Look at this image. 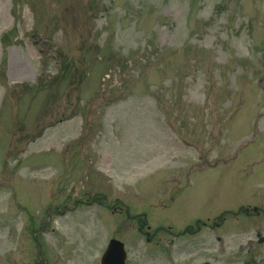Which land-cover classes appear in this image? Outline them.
I'll list each match as a JSON object with an SVG mask.
<instances>
[{
	"label": "rangeland",
	"instance_id": "374dc122",
	"mask_svg": "<svg viewBox=\"0 0 264 264\" xmlns=\"http://www.w3.org/2000/svg\"><path fill=\"white\" fill-rule=\"evenodd\" d=\"M262 238L264 0H0V264H264Z\"/></svg>",
	"mask_w": 264,
	"mask_h": 264
},
{
	"label": "water",
	"instance_id": "95a60500",
	"mask_svg": "<svg viewBox=\"0 0 264 264\" xmlns=\"http://www.w3.org/2000/svg\"><path fill=\"white\" fill-rule=\"evenodd\" d=\"M102 264H126L124 244L113 240L105 257L103 258Z\"/></svg>",
	"mask_w": 264,
	"mask_h": 264
},
{
	"label": "flooded vegetation",
	"instance_id": "af4514ba",
	"mask_svg": "<svg viewBox=\"0 0 264 264\" xmlns=\"http://www.w3.org/2000/svg\"><path fill=\"white\" fill-rule=\"evenodd\" d=\"M255 209V208H254ZM258 209V208H257ZM259 210V209H258ZM258 210H257V212H258Z\"/></svg>",
	"mask_w": 264,
	"mask_h": 264
}]
</instances>
